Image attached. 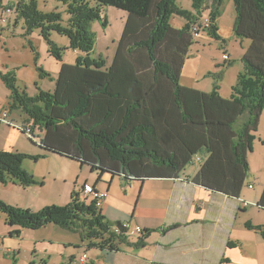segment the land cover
Returning a JSON list of instances; mask_svg holds the SVG:
<instances>
[{"label":"trees","instance_id":"trees-1","mask_svg":"<svg viewBox=\"0 0 264 264\" xmlns=\"http://www.w3.org/2000/svg\"><path fill=\"white\" fill-rule=\"evenodd\" d=\"M59 1L67 6L69 27L63 32L73 49L88 54L93 50L91 24L101 20L99 6L126 13L122 34L109 66L88 56L67 64L51 44L50 53L60 63L53 92L39 90L29 97L17 87L14 70L0 71V81L9 91L7 113L24 116L27 125L16 130L28 135L41 151L36 155L0 151V184H36L22 168L24 160L37 162L58 155L88 166L98 172V179L103 175L119 178L122 185L176 179L194 164L198 167L194 184L239 198L264 110V0H233L232 32L249 43L227 99L218 92L222 73H208L213 82L210 92L180 84L196 37L204 33L211 40L225 42L218 34L217 21L226 0H191V10L182 9L178 0ZM15 11L16 20L23 19L28 31L51 29L60 18L38 12L32 0H20ZM205 13L206 26L201 23ZM172 16L184 19L185 24L173 27ZM37 69L41 76H50ZM3 120L0 116V126ZM198 154L201 158L196 159ZM256 207L264 210V186ZM0 214L11 229V238H19L22 229L36 231L54 225L77 234L87 250L117 252L122 246L139 250L153 232L142 230L136 241H130V230L107 221L95 201L88 202L81 190L72 192L67 205L38 212L0 201ZM245 226L264 239V226Z\"/></svg>","mask_w":264,"mask_h":264},{"label":"rangeland","instance_id":"rangeland-1","mask_svg":"<svg viewBox=\"0 0 264 264\" xmlns=\"http://www.w3.org/2000/svg\"><path fill=\"white\" fill-rule=\"evenodd\" d=\"M19 1L0 0V15L3 11L2 9L10 8L12 10L11 15L7 16L9 18L6 23H0V70L6 68L8 70H14L17 77V87L23 90L29 97L37 94L39 90L43 92L54 91L55 79L57 78L60 63L50 53L51 44L57 47L58 55L67 64H75L79 57L85 58L87 56L92 60L102 59L106 66L111 64L117 42L122 34L126 13L112 7L99 6L101 20L94 21L91 24V30L95 36V45L93 50L88 54L73 49L69 37L63 32V30H67L69 27V14L65 3L59 0H32L36 4L38 12L42 14H59L60 18L52 24L51 29L36 27L28 31L23 19L16 20L15 5ZM177 3L182 9L191 10V0H178ZM221 10L222 13L218 18L217 24L219 33L226 39L223 43L225 45L224 50L229 45L233 56L236 58L238 56L243 57L247 49H243L241 42L243 40V43L248 44L249 40L236 39L232 34V27L235 21L233 0H226ZM206 20L207 13L203 14L201 23L205 24ZM104 21H106V24L103 26ZM170 24L175 28H181L185 24V20L178 16H172ZM194 42L195 44L190 51L191 56H194L197 51L203 50L206 47L202 55L196 56L195 58L192 57L187 61L188 64H186L183 79L186 77L189 78L190 73L193 76L192 69L190 68L192 65L196 69L194 74L210 71L212 66L209 62L214 57V49L211 45L208 46L207 43H219L211 40L204 33L200 37H196ZM226 50L228 51V49ZM227 60H224L223 57L221 58V61ZM37 68H42L50 76H41ZM241 70L242 63L240 60H236L234 66L226 70L221 82V87L224 92H227L235 83L236 75ZM211 84L212 79L206 78L200 81L198 87L209 90ZM5 92L7 96L6 94L4 95ZM8 97V91L0 81V105H6ZM12 113L13 115H19V112ZM6 124H8L6 121H2L0 151L25 153L27 150H31L33 154H40L39 147L28 140V135H23L20 131H16L13 128H8ZM26 125L23 121L17 127ZM254 137L253 147L255 145V148L248 157L250 172L245 181L246 184L253 182L254 177L252 172L254 175L257 172H264V110L259 117ZM37 140L36 138L35 141ZM198 158H201V154H198L196 159ZM191 167L196 166L194 164L189 165L186 167V171L192 170ZM22 168L34 178L36 184L27 187L16 185L12 182H8L5 186L0 184V201L13 207L30 210L32 212H38L49 206L67 205L70 202L68 197L69 189L73 188L76 179H78V186L70 192L71 194L74 190L80 191L85 180L90 181L98 176V172H91L88 166H81L77 162L62 158L58 155L40 158L37 162L24 160ZM112 189L115 191V196L122 206L131 204L132 209H134L139 192L138 187L136 190L135 187L129 190L127 196L119 184L115 183ZM246 191L251 190L246 189ZM71 194L69 195L70 199ZM149 201H151L150 198ZM140 203H144V200H141ZM254 209L255 206H250L249 208V210L256 212ZM244 217L245 215H240L238 222L243 221L242 223H244ZM255 217L264 218V212H259V216ZM4 219V215L0 214V264H46V260L48 262L49 258L44 259L41 252L39 253L34 250L36 241L51 242L54 245L57 242H69L70 240L80 241L77 235H73L54 225H50L36 232L30 229H22V236L19 239L9 238L8 232L11 229L5 226ZM255 223L256 220L253 219V224ZM137 234H132V239H135ZM5 250H12V253L8 254ZM144 253H151L153 255L154 248L149 247ZM13 254L15 255V259ZM56 260V257L51 255L48 264H56Z\"/></svg>","mask_w":264,"mask_h":264},{"label":"crops","instance_id":"crops-1","mask_svg":"<svg viewBox=\"0 0 264 264\" xmlns=\"http://www.w3.org/2000/svg\"><path fill=\"white\" fill-rule=\"evenodd\" d=\"M218 34L226 40L219 33V27ZM231 38L236 42L235 36ZM207 45H211L214 49V57L209 62L212 66L211 70L194 74L195 66L189 65L193 76L190 73L189 78L183 79L187 61L192 57L202 55L205 46L203 50L195 51L194 56L189 54L181 72L180 84L202 92H210L213 82L209 90L199 88L198 84L207 78L208 73H222L218 83V92L221 97L227 99L230 97L231 88L236 84V81L227 92L222 90L221 82L226 70L233 67L235 61L240 60L241 57L233 56L229 45L226 47L228 51L224 50L225 45L222 42L207 43ZM247 45V43L241 42L243 49H247ZM224 56H228L230 64H227L228 61H221ZM0 71L5 73L9 70L6 68ZM5 107L6 105H0V116L4 114L8 123L7 127L16 130L17 126L23 123L24 116L8 114ZM1 127L2 125L0 126V136ZM25 153L36 155L31 150H27ZM191 168L190 171L185 169L176 179H149L143 183L130 182L127 185H122L119 178L112 179L109 175H103L99 179L97 176L90 181L85 180L83 185H91L97 190L107 193L100 211L109 222L128 224L130 241H136L137 237L132 239V234H136L134 232L136 227H139L141 231L153 230L146 238L144 248L135 250L122 246L117 252L102 251L96 248L87 250L80 241L70 240L69 242H57L56 245L51 242L36 241L34 250L41 252L44 259L49 258L48 262L51 255L55 256L56 264H80L78 259L86 251L88 264H264V239L257 232L244 227L247 223L253 226H264V218L255 217L259 216V212H264L256 207L264 186V172H257L255 175L252 172L253 182L245 183L239 198H231L194 184L192 179L197 173L198 167ZM75 182L73 188L69 189V201L70 192L78 186V179ZM115 183L119 184L126 196L133 187L135 190L137 187L139 188L134 209L131 204L122 206L119 203L115 191L112 189ZM246 189L251 191H246ZM141 200H144V203H140ZM244 202L248 205L244 206ZM250 206H255L256 212L249 210ZM240 215H245L244 223H242L243 221L238 222ZM253 219L256 220L255 224H253ZM172 226L176 227L170 228ZM78 240H80L79 237ZM149 247L154 248L153 255L144 253ZM5 251L8 254L12 253V250ZM48 262L46 260V264Z\"/></svg>","mask_w":264,"mask_h":264},{"label":"built area","instance_id":"built-area-1","mask_svg":"<svg viewBox=\"0 0 264 264\" xmlns=\"http://www.w3.org/2000/svg\"><path fill=\"white\" fill-rule=\"evenodd\" d=\"M2 13L0 15V23L1 24H5L6 21H7V16L11 15V12L12 10L10 8L8 9H2ZM205 26L207 25V20L204 24ZM196 36V35H195ZM224 60H227L228 57L227 56H224L223 57ZM5 115L3 114L2 115V118H4L3 121H6L5 120ZM7 122V121H6ZM29 132V131H28ZM250 188H252V186H249ZM81 192H82V195L84 197H86L88 200L92 199L95 201V205L97 208H100L103 201L106 199L107 197V193L106 192H103V191H99L97 190L95 187L91 186V185H83V187L81 188ZM244 206H247L248 204L246 202L243 203ZM124 227L125 228H129V225L128 224H124ZM134 232L136 233H139L141 232V229L139 227H136ZM79 263L80 264H88V254L87 252H84L78 259Z\"/></svg>","mask_w":264,"mask_h":264}]
</instances>
